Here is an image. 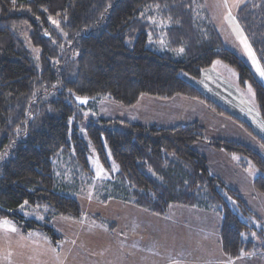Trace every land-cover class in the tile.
I'll return each instance as SVG.
<instances>
[{"label":"trees","instance_id":"16d2710c","mask_svg":"<svg viewBox=\"0 0 264 264\" xmlns=\"http://www.w3.org/2000/svg\"><path fill=\"white\" fill-rule=\"evenodd\" d=\"M207 15L202 0H0V217L23 232L39 228L54 244L59 234L49 221L80 216L76 194L92 183L95 153L106 169L110 160L117 166L103 202L119 199L160 217L174 205L213 212L227 259L263 249L264 223L193 143L249 158L258 170L253 188L264 196L263 155L235 140L207 138L197 122L166 127L82 111L96 110L103 98L130 106L140 95H183L253 133L180 75L199 77L221 59L264 107V83L225 47ZM236 20L264 73V0L242 4ZM159 32L162 49L148 43ZM24 202L45 206V219L23 217L17 209Z\"/></svg>","mask_w":264,"mask_h":264},{"label":"rangeland","instance_id":"374dc122","mask_svg":"<svg viewBox=\"0 0 264 264\" xmlns=\"http://www.w3.org/2000/svg\"><path fill=\"white\" fill-rule=\"evenodd\" d=\"M247 1L202 0V4L225 47L239 55L255 78L264 83L263 70L236 20L238 8ZM157 34L159 38H151L148 43L162 49L165 39L161 32ZM180 75L215 104L249 124L253 133L204 101L183 95L170 99L140 95L130 106L103 98L98 101L96 110L82 111L87 118H120L166 127L197 122L205 137L235 140L264 156V107L258 105L249 81L240 82L236 68L215 59L199 77L184 71ZM85 100L88 99H79ZM86 121L85 118L83 125H87ZM193 147L206 158L209 170L237 189L258 220L264 223V207L260 208V203L255 201L262 200L264 205V196L253 188L252 180L258 170L252 161L242 160L237 153H226L202 141L194 142ZM89 158L92 183L76 194L80 216H56L49 221L59 234L54 244L41 229L23 232L12 218L0 217V264H264V248L260 247L239 260L227 259L215 242L220 217L213 212L204 211L209 213L206 215L174 205L178 207L176 213L171 211L168 216L160 217L119 199L103 202L102 197L108 196L109 191L105 183L117 166L110 160V169H106L95 153ZM59 168L61 181H64L65 167L62 164ZM179 207L183 212H177ZM17 210L23 217L39 222L46 217L45 206L24 202Z\"/></svg>","mask_w":264,"mask_h":264},{"label":"crops","instance_id":"0c3cea01","mask_svg":"<svg viewBox=\"0 0 264 264\" xmlns=\"http://www.w3.org/2000/svg\"><path fill=\"white\" fill-rule=\"evenodd\" d=\"M237 190V189H236ZM238 191V190H237ZM239 192V191H238ZM243 198V197H242ZM245 201V200H244ZM255 201L256 202H258V203H260V208H263L264 207V205H263V201L262 200H257V199H255ZM246 202V201H245ZM246 204H247V202H246ZM248 205V204H247ZM172 208V209H171ZM170 208V212L172 211V213H176L175 212V210H176V208L178 209V207H171ZM179 208H181L180 210H178L177 212H183V210H182V207H179ZM189 210H191V209H187L186 211H189ZM193 210V209H192ZM193 211H195V210H193ZM200 212H202L203 214H206V215H208L209 213H205V212H203V211H200ZM201 213V214H202ZM170 214V213H169ZM216 227H217V229H218V224H216ZM216 242V245H218L219 246V248H220V245H219V242H218V235H217V240L215 241Z\"/></svg>","mask_w":264,"mask_h":264},{"label":"snow or ice","instance_id":"6c2138e0","mask_svg":"<svg viewBox=\"0 0 264 264\" xmlns=\"http://www.w3.org/2000/svg\"><path fill=\"white\" fill-rule=\"evenodd\" d=\"M262 75H264V73H262Z\"/></svg>","mask_w":264,"mask_h":264}]
</instances>
